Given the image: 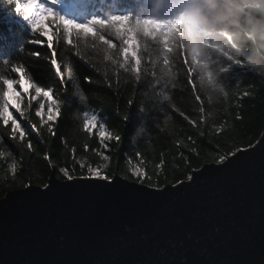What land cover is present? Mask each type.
<instances>
[{"label": "trees", "instance_id": "obj_1", "mask_svg": "<svg viewBox=\"0 0 264 264\" xmlns=\"http://www.w3.org/2000/svg\"><path fill=\"white\" fill-rule=\"evenodd\" d=\"M74 1L80 11L78 15L62 10L58 0H51L47 6L73 17L80 27H71L60 20L50 23L55 17H45L38 25L44 31V36L40 37L42 43L26 44L21 53L18 47L32 34L24 21L8 22L6 13L14 9L0 0V58L7 55L14 63H24L33 82L53 88L54 96L62 101L61 116L53 125L55 136L47 132L46 126H40V119L35 116L37 102L33 101L32 107L27 109L28 120L10 109L28 133L27 139L35 145V154L17 147L18 142L2 135L5 126L0 122V151L5 153L0 157V199L9 192L25 188V183L47 185L55 171L43 159L45 154L50 155L57 166H66L69 170L74 166L76 177L82 170L86 176V167L96 165H106L109 174L121 176L129 168V162L131 166L141 165L152 174L156 164L163 160L159 177L163 187L165 174L169 177L168 185H172L173 180L184 179L189 167L201 168L212 163L218 151L254 145L260 138L264 132V75L250 70L247 57L261 51L250 22L264 21V0H228L227 3L218 0L221 9L230 8L235 13H223V19L208 9L205 0ZM196 8L207 16L208 27H202L192 18L191 13ZM105 12L110 15L104 16ZM93 15L105 20L128 16L132 25L122 18L112 19L110 25L102 27L85 25L84 20ZM60 26L77 47L63 40ZM97 27H101L99 38ZM74 33L76 37L72 36ZM103 36L116 47L105 51ZM85 37L90 38L85 41ZM120 40L126 47V55L139 52L143 75L139 82L123 69L117 70L118 65L105 58L110 53L113 59L122 62ZM48 45L56 50V58L62 65L63 87L50 64ZM31 51L40 56H30ZM0 71L13 77L8 69L0 68ZM20 77L21 74L15 75V78ZM85 77L93 82H85ZM77 85L87 98L83 103L77 99ZM129 100L133 101L131 105ZM27 104L25 96L21 107L26 108ZM84 111L95 112L110 132L121 136L120 143L106 140L105 147L95 131L91 135L85 133ZM179 113L197 121L199 127L189 124ZM237 115L241 119L237 120ZM167 118L169 124L165 125ZM31 124L40 129L43 142ZM220 124L224 132L210 134L209 130ZM97 153L109 158L104 160ZM181 153L191 160V165ZM13 162L17 165L16 173L8 169ZM81 164L85 169H81ZM131 180L135 181L136 177Z\"/></svg>", "mask_w": 264, "mask_h": 264}, {"label": "water", "instance_id": "obj_2", "mask_svg": "<svg viewBox=\"0 0 264 264\" xmlns=\"http://www.w3.org/2000/svg\"><path fill=\"white\" fill-rule=\"evenodd\" d=\"M222 167L163 193L120 175L105 186L55 174L9 192L0 264H264V150Z\"/></svg>", "mask_w": 264, "mask_h": 264}, {"label": "snow or ice", "instance_id": "obj_3", "mask_svg": "<svg viewBox=\"0 0 264 264\" xmlns=\"http://www.w3.org/2000/svg\"><path fill=\"white\" fill-rule=\"evenodd\" d=\"M5 3L8 7L11 9H14L15 15H12V12L6 13L9 16L8 22H13V20H22L26 23L27 28L29 29L30 33L32 34L31 37H26L22 44L18 47V51L23 53L25 51L24 45L26 44H32L37 45L41 44L42 41L40 40V37H43V30L38 28V25L44 20L45 17H55V20L50 21V23H55L56 21L60 20L63 24H68L71 27H80V24L76 19L73 17L65 16L60 12L54 11L53 8L46 6V4H41L38 2V0H5ZM38 10V11H37ZM124 19L129 23V25H132V19L128 16L124 17H113L108 20H105L104 18L98 17L96 15H93L91 19L86 18L84 20L85 25L95 27L97 25L104 26V25H110L112 23V19ZM139 23V22H137ZM147 23V21H145ZM61 30L63 31V40L67 43L72 45V47H77L76 44H73L72 39H70V36L65 34V30L62 26ZM101 27H97L96 31L98 33V37L101 36ZM39 32V35L36 34ZM55 35V33H53ZM82 35V34H79ZM73 37H76L77 34H73ZM90 37H85V41H87ZM104 41L106 42L104 45H106L105 51H108L114 47H116L115 44H113L109 39H106L105 36H103ZM138 44H140L139 37H137ZM121 41V55L123 57L122 62H117L115 59H113L112 55L109 53L105 58L108 60H111L113 64H117V70L123 69L125 73H127L129 76H131L135 81L139 82L142 79V71H141V57L139 55V52L136 51L132 56H128L125 54V48L123 46V42ZM50 51H51V59L50 64L52 65L55 76L60 80L61 86H64L65 83V77L63 72L61 71L62 65L58 62L56 56V50L52 47V45H48ZM79 54V53H77ZM30 56H40V53L36 51L29 52ZM83 58V57H81ZM0 68L8 69L12 74L13 77L10 78L4 71H0V122L5 126L4 132L2 135H7L13 142H18L17 147L21 149H26L28 153L35 154L36 147L32 143L31 139H27L28 133L25 131L24 127L22 126V123L18 120V118L13 116L12 111L10 109H15L17 113H19V116L24 118L25 120H28L29 117L26 116L27 109H30L32 107L33 101L38 103V106L35 108V116L40 119V126L41 127H47V132L55 136L56 132L54 131L53 125L58 121V118L61 116V104L62 101L59 96H54V90L51 87H44L41 86L38 83L33 82L32 77L29 75L28 71L26 70V67L24 63L22 62H16L14 63L9 56L5 55L3 58H0ZM16 74H21L20 78H15ZM71 76V73H69ZM85 82L92 83L93 81L89 77H85ZM26 85L25 87H20L19 90H17V86L19 85ZM12 92V96L10 98L9 92ZM75 93L77 95V99L80 102L86 101V96L84 92L81 90L80 86L77 85L75 87ZM245 96L248 95L247 92L244 93ZM28 97V104L26 108H22V102L23 97ZM226 96L228 94L226 93ZM133 103L132 100L128 101V104L131 105ZM182 118L187 121L189 124H193L194 126L199 127V123L195 120L190 119L187 117L186 114L179 113ZM236 119L239 120L241 117L239 115L236 116ZM123 120L127 121V116L125 115L123 117ZM204 121H201V123ZM29 123L31 121L29 120ZM164 124L168 125V118L164 120ZM10 126V131H9ZM32 130L37 133V135L41 136V142H43L42 134L40 132V129L37 128L35 124H31ZM83 131L87 134H93L95 131V134L98 136V139L102 145H104V141L108 140H115L117 144L121 141V136L119 134H113V132H110L108 128L106 127V124L101 121L98 118V115L95 112H92L91 114L88 111H84L83 113ZM211 133L219 134L224 132V126L222 124L212 127L210 130ZM195 143V141H193ZM256 145H259V150H264V135H262L259 139L256 141ZM256 145L249 144L247 147H233L232 149H229L228 151H218L212 160V163L216 165L223 166V170L227 167H229L234 162L243 159V154L247 153L249 151V148L255 147ZM107 147V145H104ZM85 150L87 151L88 145H84ZM73 152H75V149H73ZM9 154L11 155V150H9ZM23 154V153H22ZM98 155H101V158L104 160H107L109 157L107 155H102L100 153H97ZM5 153L3 151H0V157H4ZM137 156L139 157L140 154L137 153ZM181 156L183 157V153H181ZM233 157H235V161L233 160ZM185 161L191 165V160L187 157H183ZM43 159L48 162V167L55 171L56 173V179H60L61 175L64 180L66 181H72L73 179H86V180H99L104 181L105 186H111L112 183L116 181V173L109 174L106 171L107 166L106 165H96V166H87L86 172L87 175L85 176L84 171H81V174L79 177H76L74 175L75 173V167L71 170H69L66 166H57L55 163H53L52 158L50 155L45 154L43 156ZM142 164V160H141ZM164 161L161 160L160 163L156 164L155 170L152 174H148L146 170L141 166H131L129 162V168L125 171H123L121 175V179L124 180H131L132 177H136L135 183L141 184L148 188H154L157 192L163 193L166 188L168 187V180L169 177L167 174H165V184L163 188L160 184V169L163 167ZM8 169L16 173L17 171V165L15 162L8 165ZM81 169H85V165L81 164ZM175 166L173 165V172L175 171ZM200 172L199 167H189L184 172V179L179 180H173L172 187L175 188L177 191L181 189V186H191L185 184V179L187 181H191L193 184L200 178V175H196L195 173ZM203 173L201 172V175ZM153 175L156 176L155 181L153 180ZM31 185L30 183H25L24 187L29 188ZM46 188L49 187V185H44ZM24 195H27V193H24Z\"/></svg>", "mask_w": 264, "mask_h": 264}, {"label": "clouds", "instance_id": "obj_4", "mask_svg": "<svg viewBox=\"0 0 264 264\" xmlns=\"http://www.w3.org/2000/svg\"><path fill=\"white\" fill-rule=\"evenodd\" d=\"M227 3L228 0H225ZM205 4L207 5L210 11L217 13V18L223 19L226 13L227 15H235L234 12L230 8L221 9L218 0H205ZM191 16L194 20H196L202 27H208L210 21L207 16L203 14L202 10L196 8L191 13ZM251 32L253 37L255 38L259 48V54H253L247 57V64L254 73L258 75H264V21H255L250 22Z\"/></svg>", "mask_w": 264, "mask_h": 264}, {"label": "rangeland", "instance_id": "obj_5", "mask_svg": "<svg viewBox=\"0 0 264 264\" xmlns=\"http://www.w3.org/2000/svg\"><path fill=\"white\" fill-rule=\"evenodd\" d=\"M20 87H25V88H26V85H23V84H22V85H20ZM20 87H17V90H19ZM9 96H10V98H11V96H12V92H11V91L9 92ZM23 98H24V97H23ZM260 137H261V136H260ZM255 144H256V143H255ZM255 144H254V145H255ZM208 164H209V163H208ZM203 166H204V165H203ZM53 174L56 175L55 172H53ZM60 179H61V178H60ZM61 180H64V179H61ZM41 187H42V186H41ZM44 188H46V187L44 186L43 189H44ZM162 188H163V187H162Z\"/></svg>", "mask_w": 264, "mask_h": 264}, {"label": "bare ground", "instance_id": "obj_6", "mask_svg": "<svg viewBox=\"0 0 264 264\" xmlns=\"http://www.w3.org/2000/svg\"><path fill=\"white\" fill-rule=\"evenodd\" d=\"M44 1H45V0H43V2H44ZM50 1H51V0H49V3H50ZM49 3H48V4H49ZM107 15H110V13H109V12H105V15H104V16H107Z\"/></svg>", "mask_w": 264, "mask_h": 264}]
</instances>
